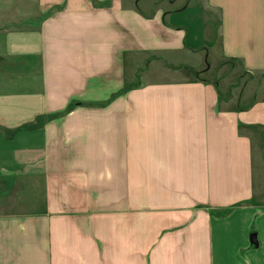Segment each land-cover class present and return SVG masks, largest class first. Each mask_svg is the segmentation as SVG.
I'll use <instances>...</instances> for the list:
<instances>
[{
    "label": "crops",
    "instance_id": "0c3cea01",
    "mask_svg": "<svg viewBox=\"0 0 264 264\" xmlns=\"http://www.w3.org/2000/svg\"><path fill=\"white\" fill-rule=\"evenodd\" d=\"M39 3L0 24V264H264V0Z\"/></svg>",
    "mask_w": 264,
    "mask_h": 264
},
{
    "label": "rangeland",
    "instance_id": "374dc122",
    "mask_svg": "<svg viewBox=\"0 0 264 264\" xmlns=\"http://www.w3.org/2000/svg\"><path fill=\"white\" fill-rule=\"evenodd\" d=\"M41 0H0V24L3 21H11L16 19L23 18H41L40 13V2ZM151 1V0H149ZM181 0H179L180 2ZM188 1V0H185ZM200 0H193V3H199ZM56 10L57 8H52V10ZM52 10L48 11L51 12ZM54 10V11H55ZM2 28V27H1ZM214 60V58H212ZM149 59H146L144 64L141 66V70H146ZM204 68L207 69L211 65L210 59H205ZM227 70L222 69L223 73L221 74V78H225L226 80H230L233 86H237L238 88H243L246 83L256 84L258 86L259 82L263 81L258 75H247L241 76V73H244L240 66L236 62H228ZM188 64H191V60L188 59ZM231 85V84H230ZM250 86V85H249ZM249 88V87H248ZM250 90V88H249ZM256 128V127H255ZM257 132V128L255 129ZM257 136V135H256ZM262 139L255 137V152H254V179H255V188L257 192L259 191V195H264V151L262 150L264 144H262ZM212 211V210H211ZM220 212H215L218 214Z\"/></svg>",
    "mask_w": 264,
    "mask_h": 264
},
{
    "label": "water",
    "instance_id": "95a60500",
    "mask_svg": "<svg viewBox=\"0 0 264 264\" xmlns=\"http://www.w3.org/2000/svg\"><path fill=\"white\" fill-rule=\"evenodd\" d=\"M251 241H252V242H256V234H255V233H253V234L251 235Z\"/></svg>",
    "mask_w": 264,
    "mask_h": 264
}]
</instances>
